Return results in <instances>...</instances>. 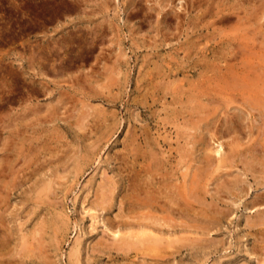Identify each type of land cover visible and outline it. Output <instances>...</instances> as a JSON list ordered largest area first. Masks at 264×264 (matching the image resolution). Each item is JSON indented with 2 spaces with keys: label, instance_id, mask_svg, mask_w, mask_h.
I'll use <instances>...</instances> for the list:
<instances>
[{
  "label": "rangeland",
  "instance_id": "374dc122",
  "mask_svg": "<svg viewBox=\"0 0 264 264\" xmlns=\"http://www.w3.org/2000/svg\"><path fill=\"white\" fill-rule=\"evenodd\" d=\"M261 84L264 0H0V261L26 237L44 246L27 264H264ZM154 156L182 197L152 206L160 227L126 205Z\"/></svg>",
  "mask_w": 264,
  "mask_h": 264
},
{
  "label": "bare ground",
  "instance_id": "6f19581e",
  "mask_svg": "<svg viewBox=\"0 0 264 264\" xmlns=\"http://www.w3.org/2000/svg\"><path fill=\"white\" fill-rule=\"evenodd\" d=\"M220 14V13H219ZM233 67V66H232ZM230 69V68H229ZM234 69V68H233ZM240 69V68H239ZM240 70H242V69H240ZM243 71V70H242ZM241 71V72H242ZM246 71V70H245ZM228 73V72H227ZM235 73V72H234ZM246 74H247V72H246ZM249 74V73H248ZM247 74V75H248ZM225 75V74H224ZM236 75V74H235ZM238 75V74H237ZM251 76H253V75H251ZM255 76V75H254ZM233 77H235V76H232V78ZM238 77V76H237ZM246 77V76H245ZM259 77V76H258ZM228 78V77H227ZM239 78V77H238ZM141 79V78H140ZM230 79V78H229ZM235 79H237V78H235ZM258 79H260V78H258ZM224 80H225V78H224ZM223 80V83L225 82ZM228 80V79H227ZM238 80H240L241 81V79H238ZM261 80V79H260ZM221 81V80H220ZM229 82V81H228ZM228 82H225V84H228L229 85V83ZM198 83V82H197ZM217 83H218V81H217ZM249 83V82H248ZM253 83V82H252ZM256 83H258V82H255V84ZM157 84V83H156ZM199 84V83H198ZM237 85H239V86H241L240 84H238V83H236ZM205 85V84H204ZM203 85V86H204ZM222 85V84H221ZM220 85V86H221ZM228 85H226V86H228ZM232 85V84H231ZM231 85H229V89H230V87H231ZM244 85V84H243ZM257 85V84H256ZM197 86V85H196ZM195 86V87H196ZM202 86V87H203ZM223 86V85H222ZM255 86V85H254ZM259 86V85H258ZM261 86H263V84H261ZM162 87V86H161ZM199 87L200 86H198V88L197 89H199ZM201 87V88H202ZM211 88V87H210ZM213 88V87H212ZM211 88V89H212ZM215 88L216 87H214L213 88V90H215ZM223 88H225V90H226V87H224L223 86ZM241 88H242V86H241ZM250 88H252V87H250ZM263 89H264V86L262 87ZM261 88V89H262ZM158 89V88H157ZM169 89V88H168ZM228 89V88H227ZM247 89V88H246ZM160 90V89H159ZM167 90V89H166ZM172 90V89H171ZM212 90V91H213ZM225 90H223L222 89V91H225ZM243 90H244V87H243ZM249 90V89H248ZM247 90V91H248ZM255 90H257V89H255ZM156 91V90H155ZM201 91V96H199L198 94L197 95H195V97L196 96H198V97H194V100L196 99L197 101H194V104H197V105H199V103H198V100L202 97V90H200ZM206 93L208 92L209 93V91H210V89L208 90V87H207V90L205 89L204 90ZM217 91H218V89H217ZM220 91H221V89H220ZM230 91V90H229ZM227 91L228 92V94L230 93V92H232V91ZM233 91H235V90H233ZM236 91H237V89H236ZM263 92H264V90H262ZM157 92H158V90H157ZM215 92V91H214ZM219 92V91H218ZM238 92H239V90H238ZM242 92V91H241ZM252 92V91H251ZM259 92V91H258ZM200 93V92H199ZM248 93H250V91L248 92ZM247 93V94H248ZM257 92H255V94H256ZM160 94H161V92H160ZM219 94V93H218ZM223 94V93H222ZM252 94V93H251ZM207 95H209V94H207ZM207 95H206V97H207ZM213 95V94H212ZM215 95V94H214ZM226 95H227V93H226ZM240 95V94H239ZM249 95V94H248ZM161 96H162V98L163 99H167V97L168 96H170L171 98H172V100L174 101V103H175V99H176V97L174 98V95H173V93L171 94V93H169V92H162V94H161ZM176 96V95H175ZM192 96H194V94L192 95ZM210 96H211V94H210ZM247 96V95H246ZM160 97V96H159ZM205 97V96H204ZM234 97H236V96H234ZM253 97H256V95L254 96L253 95ZM259 97V96H258ZM174 98V99H173ZM180 98H181V96H180ZM211 98V97H210ZM241 98V97H240ZM249 98H250V96H249ZM249 98H247V99H249ZM257 98V97H256ZM264 98V97H263ZM263 98H261L262 100H263V104H264V99ZM179 99V98H178ZM188 99H190V98H188ZM260 99V100H261ZM163 101H165V100H163ZM209 101V100H208ZM211 101V100H210ZM254 101V100H253ZM177 102V101H176ZM171 103H173L172 101H171ZM170 103V104H171ZM181 103V102H180ZM188 103H190V102H188ZM192 104V103H191ZM193 104V105H194ZM201 104V103H200ZM210 104V103H209ZM254 104L255 105H259L260 104V102H258V100H257V102H255L254 101ZM174 105V104H173ZM175 105H176V103H175ZM207 107V104H203V107H205V106ZM211 105V104H210ZM221 105V104H220ZM261 105V104H260ZM166 106V105H165ZM179 106V105H178ZM192 105H189L188 106V108H189V112H191V113H188V114H191V115H193L195 112H199V110H202L203 108H201L200 109V107H195L194 108V106H192ZM199 106H201V105H199ZM185 107H187L186 105H185ZM223 107V106H222ZM209 108V107H208ZM228 108V107H227ZM168 110H169V108H168ZM206 110V109H205ZM204 110V111H205ZM253 110V109H252ZM185 112L187 111V108H186V110H184ZM203 111V110H202ZM207 111V110H206ZM167 112V111H166ZM214 112V111H213ZM170 113H173V111L172 112H170ZM182 113V112H181ZM184 113V112H183ZM175 114V113H174ZM199 114V113H198ZM198 114H196V115H198ZM205 115H207L206 113H204ZM173 115V114H172ZM176 115V114H175ZM167 116H168V113H167ZM166 116V118L168 119L169 117H167ZM176 116H178V115H176ZM195 116V115H194ZM188 117H191V116H188ZM199 117V116H198ZM165 118V119H166ZM196 118V117H195ZM200 118V117H199ZM228 118V117H227ZM178 119V118H177ZM186 119H188V118H186ZM202 119V118H201ZM209 119V118H208ZM200 120V119H199ZM197 121V120H196ZM215 121V120H214ZM228 121V120H227ZM226 121V122H227ZM164 122H166V121H164ZM167 122H168V120H167ZM179 122V121H178ZM193 122H195V120L193 121ZM207 122V121H206ZM230 122V121H229ZM163 123V122H162ZM161 123V124H162ZM197 123V122H196ZM214 123V122H213ZM164 124H166V123H164ZM168 124V123H167ZM210 125H212V123L210 124ZM191 126H192V124H191ZM193 127H195V126H193ZM212 127H214V126H212ZM188 129H192V128H188ZM217 129V128H216ZM194 130V129H193ZM192 130V131H193ZM195 130H196V127H195ZM197 130H198V128H197ZM209 131V130H208ZM215 132V131H214ZM217 132V131H216ZM228 132H229V130H228ZM217 135V134H216ZM227 135H228V133H227ZM189 137V136H188ZM192 137H193V135H192ZM191 137V138H192ZM177 139V138H176ZM183 139V138H182ZM195 139V138H194ZM203 139V138H202ZM216 139H217V137H216ZM215 140V139H214ZM201 140H198V142H200ZM157 142V141H156ZM155 142V143H156ZM188 142V141H187ZM194 142V141H193ZM203 142H204V140H203ZM232 142V141H231ZM189 143H191L190 141H189ZM197 143V142H196ZM219 144V143H218ZM217 144V145H218ZM233 144H235V143H233L232 142V146H233ZM158 145V144H157ZM199 145V144H198ZM220 145V144H219ZM230 145V144H229ZM228 145V146H229ZM253 145V144H252ZM262 145V144H261ZM231 146V147H232ZM219 147V146H218ZM226 147V146H225ZM223 148V147H222ZM236 148V147H235ZM235 148H234V150H235ZM255 148V147H254ZM249 149V148H248ZM245 150V149H244ZM237 151H238V149H237ZM247 151H249V150H247ZM227 152V151H226ZM259 152V151H258ZM264 152V151H263ZM247 153V152H246ZM162 154V153H161ZM230 154V153H229ZM238 153L237 152H232L231 153V155L228 157V159L229 160H231L232 158H233V156H236ZM249 153H247V155H248ZM251 154V153H250ZM258 154V153H257ZM159 155V154H158ZM246 155V156H247ZM254 155V154H253ZM259 155V154H258ZM261 155V154H260ZM260 155H259V157H260ZM239 156V155H238ZM250 156V155H249ZM262 156V155H261ZM207 157H209V156H207ZM242 157V156H241ZM151 160H150V162H149V166H148V170H147V173L146 174H148L147 175V178H145V179H143V181H142V183H137V185H138V193H139V195H141L139 198L137 197L136 199H135V201H131L132 200V197H131V195H130V197H129V199H128V204H126V205H128V211L129 212H132V210H133V205L134 204H136L137 205V207H140V208H145V209H148V212L147 213H145V214H142V216H137V219L138 220H140V221H142V222H146V221H150L151 223H153L152 224V226L154 225V224H156L155 226H161L159 223H158V220H156L154 217L155 216H152V215H150V211H151V208H152V206L153 205H155V204H157L158 205V203L162 200H165L164 201V205L162 206L163 208H164V206H166L165 207V209H163L165 212H167V215H169V214H171V212L173 211V206H175V207H180L181 206V203H182V197H181V195L180 194H175L174 193V191L173 192H171L170 190L168 191L167 190V187H166V185H165V181L163 182V181H161V180H157L155 177H154V174L152 173V171H153V169H154V171L156 172V170H157V166H159V165H157V163L156 162H160V160H156V157L154 156V157H149ZM148 158V159H149ZM222 158V157H221ZM253 158H254V156H253ZM162 159V158H161ZM164 160H165V158H164ZM163 160V161H164ZM207 161H206V165L207 166H209L210 168H212V160H211V158L210 159H206ZM215 160V162H216V159H214ZM163 161H161V162H163ZM240 161V160H239ZM261 162V161H260ZM221 163V162H220ZM225 163H227V160H226V162ZM233 163V162H232ZM216 164V163H215ZM214 164V165H215ZM228 164H229V162H228ZM256 164V163H255ZM258 164V163H257ZM157 165V166H156ZM161 165V164H160ZM202 165V164H201ZM246 165V164H245ZM261 165V164H260ZM259 165V166H260ZM204 166H205V164H204ZM207 166L205 167V168H207ZM162 167V166H161ZM191 167V166H190ZM224 167H225V165H224ZM202 168H203V166H202ZM201 168V169H202ZM198 169V168H197ZM200 169V168H199ZM200 169V170H201ZM204 169V168H203ZM207 170V169H206ZM208 170H209V168H208ZM202 171V170H201ZM260 171V170H259ZM258 171V172H259ZM188 172V171H187ZM205 172V171H204ZM156 174V173H155ZM141 175H143V174H141ZM199 178V177H198ZM200 179V178H199ZM55 180V179H54ZM167 181V180H166ZM191 181V180H190ZM130 182V181H129ZM199 182V181H198ZM191 185H189V188H190V191H191V193H190V195H188L189 197L191 196V194L192 195H194L196 192H198L196 189H197V182H195V181H193L192 183H190ZM225 184V183H224ZM136 186V185H135ZM225 186V185H224ZM132 188H133V186H132ZM132 188H130L131 189V191H132V194L136 191L135 189H132ZM196 188V189H195ZM3 189V188H2ZM4 189L5 190H7L8 191V189H7V187L5 186L4 187ZM167 190V191H166ZM7 191H4V190H2V191H0V212L3 210V208L5 207V205L7 204V200H8V198H9V196H10V192L8 193ZM43 191V190H42ZM229 192V191H228ZM262 193V192H261ZM12 194V193H11ZM185 194H186V192H185ZM188 194V193H187ZM42 195V194H41ZM41 195H39V198H38V200L36 201V202H39V204H41L42 205V198H41ZM138 195V194H137ZM255 196V195H254ZM256 196H258V197H256V198H258L257 200H259V203H258V209L261 207V209L260 210H262L263 211V209H264V193H262V194H259V195H256ZM184 197V196H183ZM192 197V196H191ZM36 198V197H35ZM191 199V198H190ZM193 199V198H192ZM183 200H185V198H183ZM257 200H256V202H257ZM159 201V202H158ZM195 201V200H194ZM253 201V200H252ZM99 202H100V200H99ZM110 202V201H109ZM126 202V201H125ZM187 202H188V200H187ZM184 203V202H183ZM133 204V205H132ZM161 204V203H160ZM249 204V203H248ZM254 203H252V205H253ZM95 205V204H94ZM102 205H104V204H102ZM180 205V206H179ZM189 205V204H188ZM37 207H38V205H36ZM254 206V207H253ZM252 206V208H250L249 209V211H253V210H255V208H257V207H255L256 205L254 204ZM155 207V206H154ZM182 207H183V205H182ZM181 207V209H184V207L182 208ZM187 207V206H186ZM248 206H246V208H247ZM126 208V207H125ZM134 208H135V206H134ZM135 209H138V208H135ZM6 211V209L4 208V210L2 211V213L0 214V250H3V251H6V249L8 248V246H9V239L12 237V232H11V230H9L8 228H7V224H5V222H4V212ZM139 211V210H138ZM144 211V210H143ZM218 211V210H217ZM256 211H257V209H256ZM103 212V211H102ZM124 212H125V210H124ZM134 212V211H133ZM164 213V212H163ZM174 213V212H173ZM256 213V212H255ZM259 213H261V211L259 212ZM257 214V215H260V214ZM262 214V213H261ZM264 214V213H263ZM130 215H132V214H130ZM137 215V214H136ZM155 215V214H154ZM261 216V215H260ZM259 216V217H260ZM130 217V216H129ZM163 218V217H162ZM204 218V217H203ZM131 219V218H130ZM129 218H128V220H130ZM158 219H159V217H158ZM161 219V218H160ZM164 219H167L166 217L164 218ZM171 219V218H170ZM212 219V218H211ZM41 220V219H40ZM210 220V219H209ZM215 220V219H214ZM42 221V220H41ZM139 221V222H140ZM164 221H166V220H164ZM259 222L258 223H263L264 224V217L262 216L259 220H258ZM147 222V223H148ZM172 221H170V223H171ZM158 223V224H157ZM255 223V222H254ZM126 224V223H125ZM131 224V223H130ZM138 224V223H137ZM141 224V223H140ZM139 224V225H140ZM146 224V223H145ZM169 224V223H168ZM257 224V223H256ZM118 226H119V224H117ZM132 225H133V223H132ZM138 225V226H139ZM141 225H144L143 223L141 224ZM257 225H259V224H257ZM260 225H262V224H260ZM122 226V225H121ZM247 226V225H246ZM43 226L41 225L40 227H38V229H37V233H38V235L40 234V237L42 236V232H43V228H42ZM106 227V226H105ZM104 227V228H105ZM117 227V226H116ZM137 227V226H136ZM139 227H141V226H139ZM142 227H145V225L144 226H142ZM146 227H147V225H146ZM166 227V226H165ZM248 227V226H247ZM118 228H120V227H118ZM117 228V229H118ZM127 228H129L128 226H127ZM168 228V227H167ZM162 229H164V228H162ZM140 230V229H139ZM155 230V229H154ZM157 230H160V229H157ZM115 232V231H114ZM147 232V231H146ZM159 232V231H158ZM116 233H117V231H116ZM141 233V232H140ZM115 234V233H114ZM116 235V234H115ZM131 235H133V234H131ZM152 236H154V235H152ZM133 237H134V235H133ZM146 237V236H145ZM56 238V237H55ZM143 239H144V237H142ZM141 238V239H142ZM154 238H157V237H155L154 236ZM154 238H152V239H154ZM138 239V238H137ZM148 239H150V240H152L151 238H148ZM263 239V238H262ZM146 240V239H145ZM155 240V239H154ZM121 241V240H120ZM149 241V240H148ZM147 240H146V242H148ZM160 242V240L158 239L157 240V242ZM263 241V240H262ZM118 242V241H117ZM138 242V241H137ZM139 242L141 243L142 242V244H143V241L141 240H139ZM138 242V243H139ZM150 242H152V247H151V249H153L154 251H152V253H155L156 251H159L158 250V248H157V246H155V244H154V242L156 243V241H150ZM139 243V245H141ZM145 243V242H144ZM148 244H150V243H148ZM158 243H156V245H157ZM146 245V244H145ZM144 245V246H145ZM159 245V244H158ZM43 241H39L38 242V244H36L35 246H33V245H31V244H29V242H28V239L25 237V238H23L22 237V240H21V243H20V250H19V252H17V255H18V258H13V257H11V255H10V253H9V255H8V252H4L3 254H2V259H5L6 261H11L12 260V262H14V264H27L28 262H29V258H39V260H41V261H43ZM128 249H129V247L128 246H126ZM167 247V246H166ZM145 248V251H147L148 249L150 250V248L149 247H144ZM160 249V248H159ZM121 251H122V249H120ZM121 251H119V252H121ZM117 254V253H116ZM121 254V253H120ZM127 254V253H126ZM126 254L125 253H123V256L125 255L126 256ZM122 257V256H121ZM142 257V256H141ZM7 259H9V260H7ZM5 261V263H7ZM0 263L1 264H4V262L1 260L0 261ZM9 264V263H8ZM10 264H13V263H10ZM130 264V263H129Z\"/></svg>",
  "mask_w": 264,
  "mask_h": 264
}]
</instances>
